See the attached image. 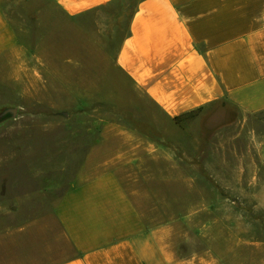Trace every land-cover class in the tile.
Segmentation results:
<instances>
[{
    "label": "crops",
    "instance_id": "obj_1",
    "mask_svg": "<svg viewBox=\"0 0 264 264\" xmlns=\"http://www.w3.org/2000/svg\"><path fill=\"white\" fill-rule=\"evenodd\" d=\"M50 1L74 23L93 22L84 53L69 48L86 103L138 109L101 113L54 208L73 255L53 264H189L172 219L174 186L186 182L173 173L184 167L173 156V120L220 103L264 112V0ZM29 6L0 0V59L27 50L9 12ZM89 90L100 95L89 100ZM126 90L134 97L121 101Z\"/></svg>",
    "mask_w": 264,
    "mask_h": 264
},
{
    "label": "rangeland",
    "instance_id": "obj_2",
    "mask_svg": "<svg viewBox=\"0 0 264 264\" xmlns=\"http://www.w3.org/2000/svg\"><path fill=\"white\" fill-rule=\"evenodd\" d=\"M9 13L22 22L27 50L0 59V264H53L73 255L54 208L88 155L101 113L138 109L86 103L85 73L72 82L69 48L84 53L92 20L74 23L50 0ZM121 97L129 101L134 91ZM173 145L184 166L174 177L186 181L174 186L180 255L189 264H264V112L220 103L179 116Z\"/></svg>",
    "mask_w": 264,
    "mask_h": 264
},
{
    "label": "trees",
    "instance_id": "obj_3",
    "mask_svg": "<svg viewBox=\"0 0 264 264\" xmlns=\"http://www.w3.org/2000/svg\"><path fill=\"white\" fill-rule=\"evenodd\" d=\"M192 113V112H191ZM179 117V116H178ZM178 117H175L176 119L178 118Z\"/></svg>",
    "mask_w": 264,
    "mask_h": 264
}]
</instances>
